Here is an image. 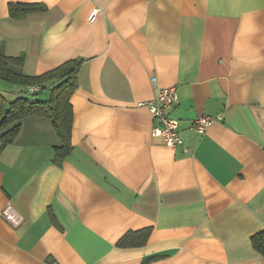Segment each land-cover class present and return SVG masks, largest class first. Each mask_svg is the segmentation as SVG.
Segmentation results:
<instances>
[{
	"label": "crops",
	"instance_id": "0c3cea01",
	"mask_svg": "<svg viewBox=\"0 0 264 264\" xmlns=\"http://www.w3.org/2000/svg\"><path fill=\"white\" fill-rule=\"evenodd\" d=\"M18 2L42 10L13 20ZM0 44L29 75L82 59L61 164L41 116L0 152V209L23 217L0 216V264H264L250 241L264 231V0H0ZM164 87L183 146L151 135ZM203 116L221 118L198 133ZM146 227L143 245L117 246Z\"/></svg>",
	"mask_w": 264,
	"mask_h": 264
},
{
	"label": "trees",
	"instance_id": "16d2710c",
	"mask_svg": "<svg viewBox=\"0 0 264 264\" xmlns=\"http://www.w3.org/2000/svg\"><path fill=\"white\" fill-rule=\"evenodd\" d=\"M42 10L38 3H9L8 16L21 20L26 14ZM23 54L12 56L4 52L0 44V79L20 86L13 99L0 92V152L11 143L19 132L22 120L29 116H41L49 120L60 140L55 146L53 163L59 165L72 149L71 128L73 121L70 96L77 88V73L82 59L67 60L55 68L41 74L29 75L24 72ZM40 89L37 95L28 89ZM150 233V228L127 231L118 241L119 247L143 245ZM252 247L264 256V231L250 238ZM158 255L145 257L140 264H147Z\"/></svg>",
	"mask_w": 264,
	"mask_h": 264
},
{
	"label": "built area",
	"instance_id": "2783aa9c",
	"mask_svg": "<svg viewBox=\"0 0 264 264\" xmlns=\"http://www.w3.org/2000/svg\"><path fill=\"white\" fill-rule=\"evenodd\" d=\"M94 13H91L89 19H93ZM153 83L156 82L155 78L151 79ZM30 92L36 90L35 87L28 89ZM177 92L175 87L159 88L154 98L147 102V107L152 117L160 122L159 125L152 126L151 135L159 136L163 139L164 143L175 148L183 146V140L179 134L178 119L172 118L168 115L167 110L177 101ZM221 117L203 116L192 120L189 124L190 128L198 133L204 132L209 123ZM0 216L3 217L10 225L19 226L23 222V217L17 212L10 202H7L0 209Z\"/></svg>",
	"mask_w": 264,
	"mask_h": 264
},
{
	"label": "rangeland",
	"instance_id": "374dc122",
	"mask_svg": "<svg viewBox=\"0 0 264 264\" xmlns=\"http://www.w3.org/2000/svg\"><path fill=\"white\" fill-rule=\"evenodd\" d=\"M0 82H1V83H5V84H7V85H11L9 82H6V81L1 80V79H0ZM0 88H1V87H0ZM19 88H20V86H19Z\"/></svg>",
	"mask_w": 264,
	"mask_h": 264
},
{
	"label": "water",
	"instance_id": "95a60500",
	"mask_svg": "<svg viewBox=\"0 0 264 264\" xmlns=\"http://www.w3.org/2000/svg\"><path fill=\"white\" fill-rule=\"evenodd\" d=\"M40 91H41V90H40V89H38V90H36V91L34 92V94H36V95H37L38 93H40Z\"/></svg>",
	"mask_w": 264,
	"mask_h": 264
}]
</instances>
